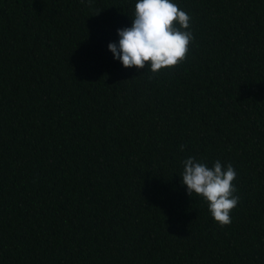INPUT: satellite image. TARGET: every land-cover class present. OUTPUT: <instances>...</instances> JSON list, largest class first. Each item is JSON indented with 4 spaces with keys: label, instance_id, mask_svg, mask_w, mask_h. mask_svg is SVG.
I'll use <instances>...</instances> for the list:
<instances>
[{
    "label": "trees",
    "instance_id": "16d2710c",
    "mask_svg": "<svg viewBox=\"0 0 264 264\" xmlns=\"http://www.w3.org/2000/svg\"><path fill=\"white\" fill-rule=\"evenodd\" d=\"M172 2L194 39L153 74L108 48L137 0H0V264H264V0ZM189 156L237 171L230 225Z\"/></svg>",
    "mask_w": 264,
    "mask_h": 264
},
{
    "label": "clouds",
    "instance_id": "9594fccd",
    "mask_svg": "<svg viewBox=\"0 0 264 264\" xmlns=\"http://www.w3.org/2000/svg\"><path fill=\"white\" fill-rule=\"evenodd\" d=\"M131 18V27L117 29L118 44L108 45L124 67L135 66L140 70L147 66L153 74H158L186 59L189 43L194 39L190 16L172 0H137ZM179 147L183 151L185 146ZM182 164L181 184L187 186V194L201 197L221 228L230 225V213L240 200L233 184L238 175L233 165L225 166L217 159L209 167L195 156L187 157Z\"/></svg>",
    "mask_w": 264,
    "mask_h": 264
}]
</instances>
